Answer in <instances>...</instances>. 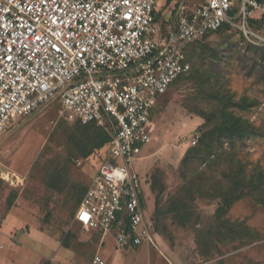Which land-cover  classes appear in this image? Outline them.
Wrapping results in <instances>:
<instances>
[{"label":"rangeland","instance_id":"obj_1","mask_svg":"<svg viewBox=\"0 0 264 264\" xmlns=\"http://www.w3.org/2000/svg\"><path fill=\"white\" fill-rule=\"evenodd\" d=\"M249 43L237 24L208 34L188 49L191 70L151 108L150 141L132 168L155 180L144 184L154 248L116 247L113 234L75 221L104 150L85 159L73 151V121L60 120L58 99L12 121L0 138V264H90L95 253L107 264H264V63ZM216 95L229 96L253 132L198 147L220 121Z\"/></svg>","mask_w":264,"mask_h":264},{"label":"built area","instance_id":"obj_2","mask_svg":"<svg viewBox=\"0 0 264 264\" xmlns=\"http://www.w3.org/2000/svg\"><path fill=\"white\" fill-rule=\"evenodd\" d=\"M177 1L161 31L153 13L164 0H0V138L55 99L66 121L108 130L74 218L113 234L117 247L156 246L140 200L145 182L132 164L150 141L151 108L190 68L185 44L223 23L264 44L247 24L264 14V0ZM90 264L106 262L95 253Z\"/></svg>","mask_w":264,"mask_h":264},{"label":"trees","instance_id":"obj_3","mask_svg":"<svg viewBox=\"0 0 264 264\" xmlns=\"http://www.w3.org/2000/svg\"><path fill=\"white\" fill-rule=\"evenodd\" d=\"M172 2L173 0H164V3L160 6V8L153 13L154 20L160 23L161 25L160 26L161 31H164L165 29V22H164L165 20L162 18V14H164L165 12L167 13L168 11L172 10V8L177 5L178 1L175 0L173 4ZM234 12H235V8L231 11V13H234ZM247 24L251 30L264 36V14H261V13L253 14L252 16L247 18ZM229 26H230L229 24L223 23L218 28L213 30L212 32H215L223 27H229ZM208 34L185 44L183 48V54H184L185 61H187L189 65H190V62H189L188 55H187L188 49L191 46L193 47L194 44L203 40ZM249 46L253 47L254 50L258 52L260 62L264 63V45L251 44ZM190 70H191V65L188 71L179 74L173 82H175L181 75L188 73ZM196 73H199L197 68H196ZM214 99L217 100L222 105L221 110L219 112V116H218L220 121L212 129L201 132V135H200L201 143L198 147H201V145L206 144V143L208 144L207 141H210V138L213 135L217 137H222L223 139H226V140L232 139L233 141H241V142L244 141L247 137H249L250 134H252L253 132L252 128L248 125V123L245 120H243L240 116L236 115L232 110H230L232 105H234L235 102H233L230 99V97L226 95H216L214 96ZM201 116L205 119L208 118V116H206L205 114H202ZM60 120L63 122H67L62 117L60 118ZM72 124L73 125L71 126L69 137H70L71 142L73 143V146H72L73 151L76 152L79 157L85 159L90 154H92L94 151H101L105 149V147L107 146L110 140V135H109L108 130H106L102 126L97 125L93 121L87 122V123H81L79 121H75ZM189 151H191V149L186 151V153L184 154L181 160L183 164H185L189 159ZM200 157L201 156H198V158ZM57 175L60 176L61 173H57ZM62 177L65 178L66 176L62 174ZM144 182L147 186H150L151 184L155 182V180L154 178H152L151 181H148V178H145ZM87 184L88 182L84 184L83 186H81L80 188L81 198L87 187ZM157 197H158V194H156V199H155L156 208H157ZM233 199H235V196L233 197ZM233 199H227L225 201V204L229 205L233 201ZM140 200H141L142 205L146 207L145 188L142 189ZM79 202L77 203V206ZM181 210L182 208L179 205L173 208H170V211H174L176 213H179ZM182 218L185 219V217L181 216L180 224H184V221L182 220ZM153 229L156 232L154 226H153ZM156 234L158 237L157 232ZM61 244L66 245L65 242L63 241H61Z\"/></svg>","mask_w":264,"mask_h":264},{"label":"crops","instance_id":"obj_4","mask_svg":"<svg viewBox=\"0 0 264 264\" xmlns=\"http://www.w3.org/2000/svg\"><path fill=\"white\" fill-rule=\"evenodd\" d=\"M162 2H160L159 4H158V6H159V8H160V4H161ZM157 6V7H158ZM166 14V12L164 13V15ZM168 17V16H167ZM92 231H95V232H97V233H101V234H103L102 232H100V231H97V230H92ZM104 236L105 235H108V233H104L103 234ZM141 245H145V244H141ZM116 246V245H115ZM139 246V245H138ZM138 246H125V248H136V247H138ZM146 246V245H145ZM117 247V246H116ZM148 249H150L149 247H147ZM31 255H33V254H31ZM100 255V254H99ZM103 259H104V257L102 256V255H100ZM4 260V259H3ZM31 261H30V263L29 264H33V262H32V260H33V257H31V259H30ZM105 260V259H104ZM5 262V261H4ZM105 262H106V260H105ZM107 264V263H106Z\"/></svg>","mask_w":264,"mask_h":264}]
</instances>
